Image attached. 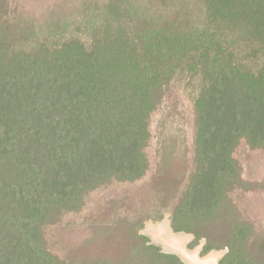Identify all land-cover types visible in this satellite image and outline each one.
Here are the masks:
<instances>
[{
  "label": "trees",
  "instance_id": "16d2710c",
  "mask_svg": "<svg viewBox=\"0 0 264 264\" xmlns=\"http://www.w3.org/2000/svg\"><path fill=\"white\" fill-rule=\"evenodd\" d=\"M143 1L114 10V28L90 47L26 53L0 44V264H104L60 260L44 228L80 211L89 192L144 176L149 117L177 71L204 86L194 102V171L174 213L197 226L177 228L175 218L171 227L205 238L203 251L227 236L221 264H264L253 255L262 239L230 198L251 186L233 157L240 141L264 149V74L233 51L264 48V0H200L193 21L145 0L168 16L137 22ZM145 241L138 264H184Z\"/></svg>",
  "mask_w": 264,
  "mask_h": 264
},
{
  "label": "rangeland",
  "instance_id": "374dc122",
  "mask_svg": "<svg viewBox=\"0 0 264 264\" xmlns=\"http://www.w3.org/2000/svg\"><path fill=\"white\" fill-rule=\"evenodd\" d=\"M128 2L0 0V44L26 53L40 48L58 49L70 41L90 47L94 38L114 28V10L121 8V12ZM144 2L137 22L146 15L155 14V18L161 19L168 16L166 9L147 7ZM161 2L167 8L181 7L184 21H193L202 12L200 0ZM233 51L234 60L243 68L264 74V48L249 52L245 47L235 46ZM203 86L200 76L176 72L149 117L150 138L144 149L149 168L144 176L133 182L112 181L89 192L80 211L65 212L58 222L46 226L43 232L49 253L75 263L138 264L144 252L143 239L150 245L142 235L149 222L160 224L168 220L171 224L176 218L177 228L197 226L174 213L194 171V102ZM233 157L241 165L242 179L251 186L247 191H233L230 198L262 239L255 244L253 255L264 261V149L250 150L241 140ZM171 231L189 234L187 230ZM203 241L206 242L205 238L193 240L188 247L200 248ZM227 241L224 235L214 238L211 242L217 249L208 251H203L204 243L201 258L212 250L227 253Z\"/></svg>",
  "mask_w": 264,
  "mask_h": 264
},
{
  "label": "bare ground",
  "instance_id": "6f19581e",
  "mask_svg": "<svg viewBox=\"0 0 264 264\" xmlns=\"http://www.w3.org/2000/svg\"><path fill=\"white\" fill-rule=\"evenodd\" d=\"M142 232L149 237L155 244L162 246L170 253L178 254L186 264H218L223 252L212 250L206 257L201 258L199 248L189 249L188 244L193 241L192 234L173 233L171 224L168 220H163L160 224L149 222ZM170 227V228H169ZM171 229V230H170ZM191 237V239H190ZM190 239L189 242H187ZM204 242V241H203ZM186 244V245H185Z\"/></svg>",
  "mask_w": 264,
  "mask_h": 264
},
{
  "label": "water",
  "instance_id": "95a60500",
  "mask_svg": "<svg viewBox=\"0 0 264 264\" xmlns=\"http://www.w3.org/2000/svg\"><path fill=\"white\" fill-rule=\"evenodd\" d=\"M142 235L143 236H145V234L142 232ZM193 236V235H192ZM148 240H149V244L150 245H154V246H156V247H159L160 249H161V252L162 253H166V254H174V253H170L169 251H167V250H165L162 246H160V245H157V244H155L149 237H147V236H145ZM193 240H194V236H193V238H192ZM205 242H203V244H204ZM202 244V245H203ZM189 248V247H188ZM202 249V248H201ZM201 249L199 250V252L198 253H200V251H201ZM226 253L225 252H223V255L221 256V258L225 255ZM174 255H176L184 264H186L185 263V261L178 255V254H174ZM200 255V254H199ZM220 260V259H219Z\"/></svg>",
  "mask_w": 264,
  "mask_h": 264
}]
</instances>
